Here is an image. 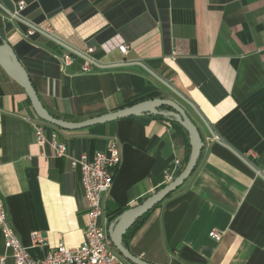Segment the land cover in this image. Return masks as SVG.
I'll return each instance as SVG.
<instances>
[{
    "label": "crops",
    "instance_id": "crops-1",
    "mask_svg": "<svg viewBox=\"0 0 264 264\" xmlns=\"http://www.w3.org/2000/svg\"><path fill=\"white\" fill-rule=\"evenodd\" d=\"M15 1L0 0V41L15 50L54 117L83 122L171 99L201 132L195 170L124 238L130 251L152 264H264V177L256 171L264 173V0H26L23 16L45 32L33 36L11 20ZM119 39L128 54L114 47ZM92 47L102 67L84 72L86 61L77 56L62 66L70 49ZM35 123L48 140L65 144L67 156L37 142ZM111 139L122 161L102 199L107 230L167 186L176 160L182 173L189 136L171 118L152 116L64 130L40 120L24 88L0 66V196L32 258L84 244L86 193L70 158H92ZM34 232L43 245H34ZM0 256L14 264L1 230Z\"/></svg>",
    "mask_w": 264,
    "mask_h": 264
},
{
    "label": "built area",
    "instance_id": "built-area-1",
    "mask_svg": "<svg viewBox=\"0 0 264 264\" xmlns=\"http://www.w3.org/2000/svg\"><path fill=\"white\" fill-rule=\"evenodd\" d=\"M15 4L16 9L10 13V18L13 21L21 22V24L27 27L26 36L45 33L42 28L29 23L25 16H23V12L28 6L26 0L15 1ZM117 41L114 47L122 54H128L130 49L128 44L121 39ZM95 50L96 48L92 47L83 53L70 49L69 53L63 56L62 66H71L74 63V57L77 56L86 61L82 68L84 72H90L95 66L102 67L101 62L91 56ZM172 90L174 89L172 88ZM34 130L38 143L50 145L56 157L61 158L67 156L65 144L60 142L56 137L48 140L45 136L44 127L41 124L35 123ZM212 134L215 139H219L214 132ZM70 159L72 168H81L82 182L86 193L88 222L85 230L84 244L75 248L59 245L57 248L50 250L42 260L32 258L27 248L23 246L10 226L4 200L0 196V230L4 237L5 247L10 252V257L13 259L14 264H130L115 249L107 228L100 225V220L103 215V196L110 192L115 173L122 161L118 141L111 139L107 149L95 153L92 158L87 154H82L79 157H71ZM180 165L181 161L176 160L174 171L165 176V183L167 185L180 175ZM256 171L260 176L264 177L262 171ZM211 236L216 240L221 239V235L215 231L211 233ZM32 239L35 246L45 243V239L39 232H34ZM6 259L7 256H0V264H4Z\"/></svg>",
    "mask_w": 264,
    "mask_h": 264
},
{
    "label": "water",
    "instance_id": "water-1",
    "mask_svg": "<svg viewBox=\"0 0 264 264\" xmlns=\"http://www.w3.org/2000/svg\"><path fill=\"white\" fill-rule=\"evenodd\" d=\"M0 66L4 68L7 74L14 81L24 88L38 118L43 122L52 124L64 130H83L96 125L132 117L160 116L171 118L187 131L190 140L191 153L189 161L182 173L173 182L165 186L157 193L151 195L140 205L120 214L108 228V233L112 243L123 259L128 261L130 264H152L135 256L130 249L125 246L124 237L126 233L137 223V221H139L147 213L151 212L156 206H158L169 195L184 184V182L191 176L200 160L204 147V140L198 126L194 123L186 110L175 100L156 98L142 101L116 112L105 114L83 122H69L54 117L46 109L31 81L29 73L20 62L15 50L6 40H2L0 43ZM170 88L172 89V87ZM175 92L179 94L177 91ZM164 107L169 110H162Z\"/></svg>",
    "mask_w": 264,
    "mask_h": 264
},
{
    "label": "trees",
    "instance_id": "trees-1",
    "mask_svg": "<svg viewBox=\"0 0 264 264\" xmlns=\"http://www.w3.org/2000/svg\"><path fill=\"white\" fill-rule=\"evenodd\" d=\"M16 1H19V0H16ZM24 11H26V9L24 10ZM26 27V26H25ZM26 30H27V27H26ZM0 43H1V41H0ZM162 110H169L168 108H166V107H164V108H162ZM153 118H163V117H160V116H152ZM172 122L174 123V125L175 126H177V127H179L180 129H182V130H184L185 132H186V134L188 135V133H187V131L181 126V125H179L178 123H176L174 120H172ZM189 136V135H188ZM170 196V195H169ZM148 214H150V212L149 213H147L145 216H143L139 221H137V223L126 233V235H125V237L124 238H126L127 237V235L129 234V232L130 231H134L135 229H137L143 222H144V220L146 219V217L148 216ZM124 244H125V246L128 248V245H127V243L125 242V240H124Z\"/></svg>",
    "mask_w": 264,
    "mask_h": 264
}]
</instances>
